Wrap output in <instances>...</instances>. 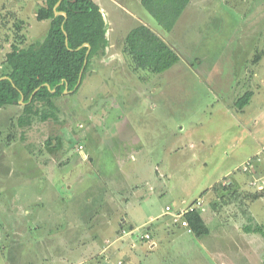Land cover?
I'll use <instances>...</instances> for the list:
<instances>
[{"label":"rangeland","instance_id":"1","mask_svg":"<svg viewBox=\"0 0 264 264\" xmlns=\"http://www.w3.org/2000/svg\"><path fill=\"white\" fill-rule=\"evenodd\" d=\"M44 2L0 0V50L16 33L25 36L23 47L44 41L50 23L36 19ZM141 11L180 56L171 69L134 72L123 50L138 21L117 20L76 93L0 109V264H101L124 236L121 224L128 232L158 216L135 232L151 227L158 241L150 255L140 248L141 264H200V252L201 264H264V238L244 232L238 205L244 201L264 225V194L248 199L264 191L250 187L224 205L225 193L215 190L264 141V55L247 64L264 51V0H191L169 33ZM245 70L257 75L251 87L239 84ZM249 90L248 109L223 107ZM196 200L205 206L208 236H158L163 221L180 227L167 206L184 210ZM213 200L224 209L212 210Z\"/></svg>","mask_w":264,"mask_h":264},{"label":"trees","instance_id":"2","mask_svg":"<svg viewBox=\"0 0 264 264\" xmlns=\"http://www.w3.org/2000/svg\"><path fill=\"white\" fill-rule=\"evenodd\" d=\"M59 1L45 0L44 5L37 10L36 19L50 23L43 42L23 47L22 41L25 40V36L16 33V44L12 45L11 51L5 55L6 72L0 74V77L9 78L0 82V109L19 105L22 96L25 98L26 108L33 107L38 99L52 100L60 97L67 86L69 91L75 88L83 70L80 86L73 91L76 93L83 85L93 59L106 53L109 46L108 25L98 4L94 0H63L57 8L61 14L56 15L54 9ZM190 3L191 0H142L144 9L167 33L174 29ZM18 28L21 27L18 26ZM87 44L91 47L88 57ZM123 51L129 59L130 68L140 75L145 71L161 74L180 61L177 52L157 32L145 24H139L129 31ZM263 55V50L258 52L255 61L261 60ZM38 88L40 89L30 101L32 94ZM252 96L253 93L248 91L239 97L238 108L243 109ZM215 188V190L225 191L230 189V186L220 184ZM239 193L230 192L226 196H221V200L225 201L224 205L234 204L233 202L240 199ZM263 194L264 192L248 194V199L255 201ZM238 205L241 206V212L247 218V224L243 226L244 232L264 238V225L258 224L249 209L244 208L246 205L244 201ZM210 208L217 212L224 209L222 204L217 202L211 204ZM184 219L188 222L191 233L179 226L187 234L194 235L198 239L210 234L202 212L186 213ZM133 230L134 228H131L130 231ZM100 263L108 264L102 261Z\"/></svg>","mask_w":264,"mask_h":264},{"label":"crops","instance_id":"3","mask_svg":"<svg viewBox=\"0 0 264 264\" xmlns=\"http://www.w3.org/2000/svg\"><path fill=\"white\" fill-rule=\"evenodd\" d=\"M94 2L96 4H98V6L100 7L101 12L104 16V19L106 18L105 20H107V25H109L111 27V30L116 28L115 23H113V22H116V24H117V20L126 21L127 26H128V24L131 23L130 21H132V20L138 21V25L139 24L148 25L147 23H144V21H142L147 17L141 11L142 8H144L142 6V0H94ZM137 14L142 15V17H137ZM148 18L149 17H147V19ZM108 20L110 22H108ZM29 26H30L29 30L31 28L33 29V27H34L31 25H29ZM34 28H36V27H34ZM133 28L134 27H132L131 29H133ZM12 29H13V25H12ZM131 29H129L126 34H128ZM24 31L26 32V30H24ZM155 31H156V29H155ZM8 32L11 33V31H8ZM156 32H158V31H156ZM108 35H109V33L107 31V38H108ZM26 37L29 39V37L27 35H26ZM125 37H126V35H125ZM14 44H16V40L15 41L14 40L9 41L6 44V48H3L2 50H0V58H1V60H0V73L1 74L3 72H6V68H7L4 65L5 55L11 51L12 45H14ZM109 45H110V41H109ZM111 47H113V46H111ZM255 57H256V53L253 57L254 59L248 58L247 64L252 63L254 65H258L260 63V60L256 62ZM244 72H245V76L242 75V73L240 76H238V79H240L239 84L243 83V84H245V87L246 86L251 87L252 83H253L254 79L257 77V75L256 74L252 75L251 70H249L247 73H246V70ZM243 76H244V78H243ZM243 79H244V82H242ZM244 88H243V90H244ZM241 94H242L241 91H239L238 94H236L235 97H233L234 98L233 104H231V105L230 104H223V107L225 109L227 108L228 110H236L239 112L243 111L244 109H248L247 107L251 106L252 100L255 98V95L253 94L250 102L243 109H238L237 100ZM237 96H238V98L236 100ZM260 111L264 113V110L260 109ZM259 145L261 147L258 148L257 146H255V148L251 151V153L246 155V158L244 160H242L240 163H237L236 165H234V167L232 169H228V171L224 172L221 175V177L219 178V181H217V182L221 183V181L222 182L227 181L226 185L230 186V189H227L225 191L220 190L221 192L225 193V194H222V196H226V192H251L250 189H252V188H250V187H253L252 183L257 179L264 178V153L262 152V150L264 149V141H260ZM250 159H254V161L252 163L251 170L248 172L249 173L248 175H250V177L248 175H245L244 172L243 173H236V171H238L239 168L245 162H247ZM210 186L211 187L209 189V192H211L212 187H214L215 185H210ZM253 192H259V191L254 190ZM215 202H216V200H213L212 202L209 201V204H213ZM217 203H219V202H217ZM250 210L252 211V205L250 207ZM160 217L161 216H158L156 218H151V220H148L139 226L142 227L145 224L147 225L151 221H154L155 219H158ZM139 226L135 227V226L131 225V228H134V230L133 231L127 230L128 232H126V227L123 224L120 225V227L117 230V235L120 236V234H121V236L122 235H124V236H122L121 238L117 237L115 240V246H113V247L110 246L111 248L110 247L108 248V250L106 251L107 252V256H106L107 260L106 261L104 260L106 263L108 262V264H109V263H117L119 261H122L123 264H141V262L139 260V256H140L139 252L141 254H143L144 250H145V253H146L145 255H150L149 252L151 253L154 249L157 248V246H158V241L156 239L157 236L156 237L154 236V234L151 231V227L147 228V230H146L147 233L150 234L151 239H152V243L149 244L148 242L142 240L140 238L139 234H135V232L138 231ZM122 230H124V231H122ZM157 232H158L159 237H160V235L162 237H164L167 234H174V235L179 234L180 235L179 239H183V238L191 239L192 238L193 241L200 240V239L196 238L194 235L188 236L190 234H187L182 228H180L178 226H173V225L167 226L166 222H164V221L162 222L161 225L157 226ZM128 237H131V238L128 239ZM107 241L108 240L106 239V241H104V244ZM140 248H144V250H141ZM104 250L105 249H103V251ZM210 254H212V253H210ZM198 256H199L198 262H200V261H201V263L207 262L206 261L207 259L204 258L202 252L198 253ZM209 257H211V256H209ZM217 263H219L218 260H217ZM224 264H228V263H224Z\"/></svg>","mask_w":264,"mask_h":264},{"label":"built area","instance_id":"4","mask_svg":"<svg viewBox=\"0 0 264 264\" xmlns=\"http://www.w3.org/2000/svg\"><path fill=\"white\" fill-rule=\"evenodd\" d=\"M262 152L264 153V149L262 150ZM253 161H254V159L248 160L239 168V170L242 169L244 172H249L251 170ZM252 185L257 186V190L264 191V178H260V179L255 180L252 183ZM195 211H200V212L204 213L205 206L201 200H196L193 205L188 206L184 210H180V209L176 210L172 206L166 207V212L173 216L172 220H173V222H175L174 224L180 225L188 233H191V229L189 227L188 222L184 219V216L186 213L195 212ZM140 238L142 240L148 242L149 244L152 243V239H151V236L149 233H146L145 235L140 236ZM111 244H112V242L107 241V247H109ZM113 264H123V262L119 261V262L113 263Z\"/></svg>","mask_w":264,"mask_h":264},{"label":"water","instance_id":"5","mask_svg":"<svg viewBox=\"0 0 264 264\" xmlns=\"http://www.w3.org/2000/svg\"><path fill=\"white\" fill-rule=\"evenodd\" d=\"M63 0H60L58 3H57V5L55 6V14L56 15H60L61 13L60 12H58L57 11V8L60 6V4H61V2H62ZM62 14H64L65 15V13H62ZM66 16V15H65ZM66 45H67V42H66ZM87 47H88V51H87V57H88V55H89V53H90V51H91V47H90V45L89 44H87L86 45ZM87 64V58H86V60H85V65ZM82 75H83V70H82V72H81V74H80V77H79V81H78V83H77V85L75 86V88L72 90V91H69L68 90V86L66 87V90H65V93H67V92H73V91H75V90H77V88L80 86V83H81V80H82ZM5 79H9L8 77H1L0 78V82L2 81V80H5ZM47 87H48V89L50 88L49 87V85H47ZM40 88H38L33 94H32V96H31V98H30V101L32 100V98H33V96L35 95V93L39 90ZM53 92H55V90H53ZM24 96H22V98H21V101H20V103H24ZM29 101V102H30Z\"/></svg>","mask_w":264,"mask_h":264}]
</instances>
